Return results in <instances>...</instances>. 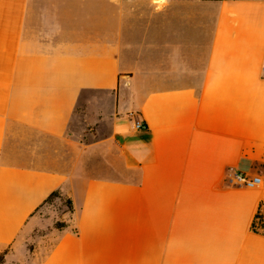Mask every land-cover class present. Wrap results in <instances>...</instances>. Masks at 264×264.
Returning a JSON list of instances; mask_svg holds the SVG:
<instances>
[{"label": "crops", "instance_id": "crops-1", "mask_svg": "<svg viewBox=\"0 0 264 264\" xmlns=\"http://www.w3.org/2000/svg\"><path fill=\"white\" fill-rule=\"evenodd\" d=\"M56 191L32 264H264V0H0V250Z\"/></svg>", "mask_w": 264, "mask_h": 264}, {"label": "rangeland", "instance_id": "rangeland-1", "mask_svg": "<svg viewBox=\"0 0 264 264\" xmlns=\"http://www.w3.org/2000/svg\"><path fill=\"white\" fill-rule=\"evenodd\" d=\"M106 1V0H105ZM107 8L105 2V9ZM94 105L90 102L87 104H81L76 112L75 126L79 127V130L83 132H90L91 126H87L85 120L88 117H93ZM84 121V122H83ZM73 125V128L75 127ZM69 154L67 151H63ZM72 154V151L70 152ZM74 153V152H73ZM75 154V153H74ZM72 158L74 156L69 155ZM68 197L64 194L54 196L50 198L39 209L36 215V220L32 226L24 233L23 236L8 248L0 250V264H32L33 259L35 261L41 260V257L47 251L48 239L50 233L54 229H62L67 227L68 218L72 215L73 209L69 207L67 201ZM14 251L15 258H8V254ZM18 260V261H17Z\"/></svg>", "mask_w": 264, "mask_h": 264}, {"label": "built area", "instance_id": "built-area-1", "mask_svg": "<svg viewBox=\"0 0 264 264\" xmlns=\"http://www.w3.org/2000/svg\"><path fill=\"white\" fill-rule=\"evenodd\" d=\"M134 128L142 131L145 130L146 124L139 118H136L134 120ZM230 184L236 185V186H244L248 188L257 187L262 184V177L251 175L244 172H239L233 175L231 179H229Z\"/></svg>", "mask_w": 264, "mask_h": 264}, {"label": "trees", "instance_id": "trees-1", "mask_svg": "<svg viewBox=\"0 0 264 264\" xmlns=\"http://www.w3.org/2000/svg\"><path fill=\"white\" fill-rule=\"evenodd\" d=\"M60 194H61L60 191H56V192H54V193L49 197V199L52 198V197H54V196H59ZM49 199H47V201H48ZM67 203H68L69 207H70L71 210H72V209H73L72 201H71L70 199H68ZM257 220H258V221H257ZM256 224H257V226H256ZM254 228H255V230H260V229H261V230L264 231V209H260V210H259V212H258V214H257V217H256V221H255V223H254ZM259 228H260V229H259Z\"/></svg>", "mask_w": 264, "mask_h": 264}]
</instances>
